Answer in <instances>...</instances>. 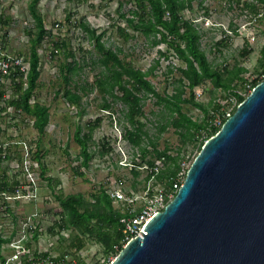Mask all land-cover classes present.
<instances>
[{
    "label": "rangeland",
    "instance_id": "1",
    "mask_svg": "<svg viewBox=\"0 0 264 264\" xmlns=\"http://www.w3.org/2000/svg\"><path fill=\"white\" fill-rule=\"evenodd\" d=\"M0 1L3 14L10 18L8 27L0 26V36L4 37L3 47L9 54L28 60V33L35 30V22L28 8L31 0ZM247 4L255 5L258 11L254 13ZM37 8L51 36L42 42L38 50L39 86L31 99L34 103L49 107L50 120L44 135L40 136L33 126H26L22 127L21 137L28 144L27 157L34 168L33 177L39 187V198L37 201L12 204L13 214L2 224L8 225L7 230L10 231V226L18 225L25 216L38 213L35 223L39 225L40 231L28 240L31 255L36 257L48 253L50 257L56 258L62 248L70 246L72 239L83 237L72 227L68 230L55 228L64 213L57 201L60 193L66 196L82 195L85 206L89 208H93L96 202L93 194L104 193L121 213L127 211V207L137 209L142 205L141 197L148 190L156 192L158 189H168L169 182L166 179L161 182L157 177L175 168L166 157L159 158L154 148L179 157L180 170L183 162L190 166L208 135L204 133L198 142L186 141L179 135L178 129L168 124V120L173 118L170 111L157 105L154 97H149L143 102L144 115L139 117L147 133L141 140V147L148 151L143 158L140 147L125 138L127 128L131 129L125 119L126 106L120 100L99 91L98 81L104 71L99 62L101 54L96 49L95 41L82 30V23L101 34L105 47L118 53L122 61L150 73L148 80L162 96L173 95L181 87L179 68L184 67V64L168 44L153 45L151 40L132 29L127 31L134 37L128 40L119 32L118 27L127 26L122 15L132 17V13L137 11L136 0H40ZM261 10L263 5L253 0H190V8L182 13L184 19L190 21L199 32L200 48L214 68L231 69L238 65L247 69L244 74L246 84L235 90L243 95L250 94L248 85L261 77L258 72V62L264 50V19L261 18L262 12L259 13ZM57 24L60 27L56 28ZM55 42L63 44L58 53L55 52ZM247 49L252 50L249 55L246 54ZM69 52L73 53V57L66 58ZM67 63L72 67L76 64L77 70L69 73L64 69L61 72V66ZM65 75L70 79L68 83ZM69 89L81 97L78 104L71 103L66 97ZM6 91L10 90L6 87ZM115 94L121 96L119 91ZM194 94L196 100L206 106L220 103L226 116L236 107V101L229 92L215 89L209 81L196 87ZM188 96L189 91L186 90L185 97ZM104 105H110V108H104ZM182 110L194 121L201 122L204 119L201 109L191 104H183ZM99 118L102 122L92 133L89 145L92 158L88 167H84L80 147L75 141L76 129L81 127L82 134H86L87 125ZM219 121L217 118L214 123ZM165 124H168L167 130L161 132ZM150 162L154 164L150 165ZM156 165L159 172L153 177L145 167ZM79 168L85 174L84 177L77 174ZM8 169L10 165L6 163L5 171ZM46 178L53 181L49 182ZM57 180L61 181L59 186L56 185ZM113 187L120 188L125 195L137 198L138 202L134 205L115 202L108 194ZM71 252L66 256V264H77L79 259L87 264H103L107 259L103 246L95 241L88 240L81 251L75 252L72 248ZM110 259H114V256ZM37 264L51 262L41 260Z\"/></svg>",
    "mask_w": 264,
    "mask_h": 264
},
{
    "label": "trees",
    "instance_id": "2",
    "mask_svg": "<svg viewBox=\"0 0 264 264\" xmlns=\"http://www.w3.org/2000/svg\"><path fill=\"white\" fill-rule=\"evenodd\" d=\"M253 1L264 5V0ZM39 2L40 0H31L28 7L29 13L35 22V30L28 33L31 66L27 77L28 87L23 90V76L21 75V83L16 86L18 97L10 103L16 108H22L28 116L34 119L33 127L42 136L45 134V129L49 124L50 109L39 102H35L34 104H30L29 102L39 86L40 56L38 50L46 37L51 36V31L47 30L44 26L43 17L37 8ZM136 2L137 11L132 13V17L122 15L127 26L126 28L118 27L119 32L128 40L134 37L133 34L127 31L128 29H132L134 32L143 35L146 39L151 40L153 45L160 43L168 44L178 59L184 64V67L179 68L181 74L179 83L181 87L173 95L162 96L148 80L147 77L150 73H145L141 69H137L133 65L122 61L118 53L105 47L101 34H97L89 25L82 23L80 25L82 30L87 32L90 38L95 41L96 49L101 54L99 62L103 66L104 71L98 81L99 91L105 96L108 95L120 100L126 106L125 119L131 129L127 128L125 138L135 143L137 147H140L143 158L146 157L148 151L146 148L141 147V140L143 135L146 136L147 133L144 131V124L140 121L139 117L144 115L143 102L149 97H154L157 105L170 111L173 118L168 120V124L178 129L179 131L177 132L186 141L191 143L198 142L203 138L204 133H207L208 137L200 146V151L204 143L220 130L229 117L226 116L224 107L220 103L206 106L198 102L194 89L209 81L214 85L215 89L229 92L236 101V107L232 111V116L237 106L249 95L235 92L239 86L246 84L247 80L244 74L247 72V69L236 65L231 69L225 67L219 70L212 66L205 52L200 48L201 37L199 32L190 21L185 20L182 16L183 11L190 8V0H136ZM247 5L254 13L258 11L255 5ZM261 18L264 19V12ZM9 24L10 18L2 13L0 15V26L8 27ZM54 47L60 50L63 44L55 42ZM251 51V49H247L246 54L249 55ZM52 55L54 56L55 53L53 52ZM68 57H73V53H66V58ZM258 68L260 70H258L259 76L261 77L256 78L248 85L251 90L264 81V50L261 53ZM64 69L71 73L77 70V65L75 64L72 67L71 64L67 63L61 66V72ZM64 77L68 83L69 77L67 75ZM186 90L189 91L188 97H185ZM116 91H119L121 96L116 95ZM66 97L73 104H78L81 100V97L70 89L67 90ZM183 104H191L201 109L204 115L203 121H194L191 117L187 116L182 110ZM103 107L110 108V105H104ZM217 118L220 119L219 124L214 123ZM101 122L102 119L99 118L95 122L89 123L87 125L88 133L86 134H82L81 127H77L76 129L75 141L80 147V157L83 158L82 166L84 167H88L92 158L89 151L92 133L96 128L100 127ZM168 124L161 127V132L167 130ZM154 151L159 158L162 156L166 157L167 161L173 163L175 167L168 174L165 175L163 172L157 177L161 182L166 179L169 182L167 188H172L180 168L178 165L179 157L169 155L166 150L161 152L154 148ZM38 160L41 159L38 158ZM153 164L150 162V165ZM77 174L81 177L85 176L80 168ZM46 180L49 182L53 181L51 178H46ZM60 184L61 181L57 180L56 185L59 186ZM51 187L54 188L52 185ZM93 198L96 202L92 205L93 208H89L85 206V200L82 195L66 196L60 193L57 196V201L63 207L64 213L61 221L56 223L55 228L68 230L72 227L82 234L83 237L76 236L75 239H72L70 246L62 248L61 254L56 258L50 257L48 253H43L42 255H36L33 262L26 264H37L41 260L50 261L51 264H66V256L72 254L71 249L74 248L75 252L81 251L86 246L88 240L95 241L103 246L107 258L103 264H109L110 257L116 256L125 245L126 236L124 234V226L121 223L123 214L114 208L112 200L108 195L95 193L93 194ZM2 243L3 240L0 238V247ZM77 264L87 263L79 259Z\"/></svg>",
    "mask_w": 264,
    "mask_h": 264
},
{
    "label": "water",
    "instance_id": "3",
    "mask_svg": "<svg viewBox=\"0 0 264 264\" xmlns=\"http://www.w3.org/2000/svg\"><path fill=\"white\" fill-rule=\"evenodd\" d=\"M143 230L109 264H264V81Z\"/></svg>",
    "mask_w": 264,
    "mask_h": 264
},
{
    "label": "built area",
    "instance_id": "4",
    "mask_svg": "<svg viewBox=\"0 0 264 264\" xmlns=\"http://www.w3.org/2000/svg\"><path fill=\"white\" fill-rule=\"evenodd\" d=\"M0 6V15L3 13ZM261 15L264 12L261 10ZM60 24L56 25V28ZM48 39V37H46ZM4 37L0 36V238L2 259L0 264H24L35 260L28 240L34 238V234L40 231L39 225L35 223L38 213L25 216L18 225L10 226L2 222L13 214L12 204L27 203L37 201L39 198V187L35 180L34 168L28 160V144L26 139L21 137L22 127L33 126L34 119L28 116L22 108H16L10 102L18 96L16 86L21 83L23 76V90L27 89V77L30 71V60L22 56L9 54L3 47ZM58 53L59 50L55 49ZM6 87L10 90L6 91ZM30 104H34L32 99ZM232 113H227L230 117ZM220 122V121H219ZM219 122L217 124H219ZM10 165V169L5 171V164ZM133 166L136 167V165ZM189 165L183 162L181 169L176 175L172 188L158 189L156 192L148 190L145 196L141 197L142 205L137 209L127 207L123 211L121 223L124 226L126 236L125 244L131 239L140 236L145 224L157 212L163 211L165 207L174 199L176 193L183 185ZM150 170L154 177L159 172V167H145ZM114 184V182L112 183ZM109 196L123 205H134L137 198L125 195L120 188L109 191ZM42 254V253H39ZM115 258V256H114ZM113 259H110L112 261Z\"/></svg>",
    "mask_w": 264,
    "mask_h": 264
},
{
    "label": "crops",
    "instance_id": "5",
    "mask_svg": "<svg viewBox=\"0 0 264 264\" xmlns=\"http://www.w3.org/2000/svg\"><path fill=\"white\" fill-rule=\"evenodd\" d=\"M1 2L2 1H0V5H1ZM12 12H13V10H12ZM1 257H2V254H1V247H0V262H1V259H2Z\"/></svg>",
    "mask_w": 264,
    "mask_h": 264
}]
</instances>
